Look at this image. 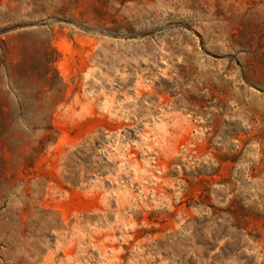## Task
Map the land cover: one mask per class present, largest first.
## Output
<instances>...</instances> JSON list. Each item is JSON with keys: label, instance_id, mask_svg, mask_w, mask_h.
Returning <instances> with one entry per match:
<instances>
[{"label": "rangeland", "instance_id": "rangeland-1", "mask_svg": "<svg viewBox=\"0 0 264 264\" xmlns=\"http://www.w3.org/2000/svg\"><path fill=\"white\" fill-rule=\"evenodd\" d=\"M0 264H264V0H0Z\"/></svg>", "mask_w": 264, "mask_h": 264}]
</instances>
